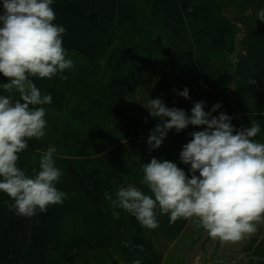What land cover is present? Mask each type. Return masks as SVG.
<instances>
[{"label":"rangeland","instance_id":"obj_1","mask_svg":"<svg viewBox=\"0 0 264 264\" xmlns=\"http://www.w3.org/2000/svg\"><path fill=\"white\" fill-rule=\"evenodd\" d=\"M257 2L53 0V23L66 29L65 58L74 61V68L65 70L66 79L59 74L30 77L53 100L30 105L46 110V135L29 141L28 149L18 154L17 167L34 176L42 155L55 147L54 163L63 172L56 187L67 198L27 218L10 210L13 201L0 192V264H133L135 259L142 264H184L198 237L185 243L176 238L184 226L201 232L195 217L194 224L184 225V218L170 224L169 215L157 209L159 227L147 230L122 209H116L120 216L114 219L104 194L115 198L119 188L132 185L152 195L142 183V164L155 157L181 168L180 153L192 139L189 133L204 128L173 129L160 148L150 151L147 139L162 123L150 115L151 99H162L167 107L189 115L196 102H205V111L219 103L222 107L213 116L224 112L237 130L248 126L241 110L245 97L238 93L245 90L246 53L251 48L255 61L259 44L264 45ZM125 26L129 41L111 35ZM260 73L264 75V64ZM5 82L8 78L0 73V83ZM185 87L190 99L177 94ZM0 95L9 94L0 89ZM261 230L264 221L257 234L246 236L242 250L209 235L194 264H264V234L260 244L256 240ZM122 241H131L133 247Z\"/></svg>","mask_w":264,"mask_h":264},{"label":"clouds","instance_id":"obj_2","mask_svg":"<svg viewBox=\"0 0 264 264\" xmlns=\"http://www.w3.org/2000/svg\"><path fill=\"white\" fill-rule=\"evenodd\" d=\"M52 4L53 0H3L0 10V73L8 78L0 89L9 94L0 95V192L13 201L10 210L27 218L37 210L47 212L49 205L62 204L67 198L56 187L63 172L54 163L55 147L42 155L34 176L17 167L18 154L28 149L29 141L46 135V110L30 105H47L53 100L51 94L42 95L30 77L52 79L59 74L66 79L65 70L74 68V61L65 58L62 36L66 29L53 23ZM257 18L264 22V9ZM250 83L256 84V80ZM176 91L190 99L187 87ZM15 93L19 99H14ZM221 107L217 103L205 111V102H196L189 115L183 109L167 107L162 99L150 100V115L162 121L147 139L150 151L160 148L173 129L180 133L189 125L204 126L202 131L189 133L192 139L180 153L181 162L190 165L191 176L176 163L153 157L142 164V183L152 195L132 185L119 188L115 198L105 192L114 219L120 216L119 208L145 229L155 230L159 227L157 209L160 215H169L170 224L195 217L194 223L225 244L258 230L264 217V143L255 137L261 126L252 121L249 127L237 130L228 114L212 115ZM122 243L133 247L131 241ZM135 247L143 251L142 245ZM133 264L142 261L135 259Z\"/></svg>","mask_w":264,"mask_h":264},{"label":"crops","instance_id":"obj_3","mask_svg":"<svg viewBox=\"0 0 264 264\" xmlns=\"http://www.w3.org/2000/svg\"><path fill=\"white\" fill-rule=\"evenodd\" d=\"M258 6L260 7L259 9H264V0H260V3H258ZM246 14V13H245ZM259 39V35H258ZM252 42V40L250 39ZM254 50V49H253ZM256 50V48H255ZM246 53V51H245ZM245 55V90L243 92H239L238 96L242 95L245 97V101L242 103V108L245 112V122L248 126L251 125L252 121H256L257 123L260 124L261 126V132L257 135L256 140L260 143H264V75H261V65L264 64V45L259 44V48L257 49V62L254 56V53H252L251 48L248 50V52ZM178 78V77H177ZM204 79L201 77V80ZM255 79L256 84H251L250 81ZM244 87V86H243ZM182 89H180L181 91ZM230 91V88L229 90ZM230 95V92H229ZM245 124V126H246ZM246 126V127H248ZM181 168L186 172V174L190 177L191 173L186 167L185 164L181 165ZM198 175V173H197ZM193 219H185V224L184 225H189V223L192 222ZM264 221V217H262V220ZM194 224V223H193ZM183 227V226H182ZM194 227L186 228L184 226L181 228V231L179 232L178 237L176 238L178 243H185L186 241L190 240H195L199 233L200 229H198L197 233L192 230ZM257 233L252 234L254 236ZM261 234H264V230H261V233H259L257 237V242L260 244V236ZM255 239V238H254ZM246 243V236L241 239L240 241L236 243H232L234 245H244ZM229 246L231 245V242L228 243ZM243 246H241V249L237 250H242ZM246 253V252H245ZM261 260V259H260ZM248 263V262H247Z\"/></svg>","mask_w":264,"mask_h":264},{"label":"water","instance_id":"obj_4","mask_svg":"<svg viewBox=\"0 0 264 264\" xmlns=\"http://www.w3.org/2000/svg\"><path fill=\"white\" fill-rule=\"evenodd\" d=\"M208 237V232L205 229H202L196 241L187 249L184 264H194L197 252Z\"/></svg>","mask_w":264,"mask_h":264},{"label":"trees","instance_id":"obj_5","mask_svg":"<svg viewBox=\"0 0 264 264\" xmlns=\"http://www.w3.org/2000/svg\"><path fill=\"white\" fill-rule=\"evenodd\" d=\"M128 30H129V27L125 26L122 29H120L117 34L114 31H111V35L113 37H115L116 39H119V40H121L123 42H127V41L130 40ZM255 139H256V137H255ZM261 263H262L261 261H259L258 263H254L252 260H250L248 262V264H261Z\"/></svg>","mask_w":264,"mask_h":264}]
</instances>
